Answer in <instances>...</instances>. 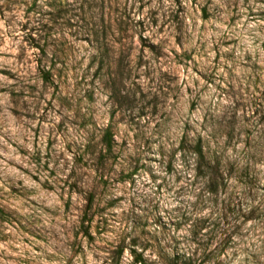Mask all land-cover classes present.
Wrapping results in <instances>:
<instances>
[{
  "label": "rangeland",
  "instance_id": "obj_1",
  "mask_svg": "<svg viewBox=\"0 0 264 264\" xmlns=\"http://www.w3.org/2000/svg\"><path fill=\"white\" fill-rule=\"evenodd\" d=\"M0 264H264V0H0Z\"/></svg>",
  "mask_w": 264,
  "mask_h": 264
}]
</instances>
